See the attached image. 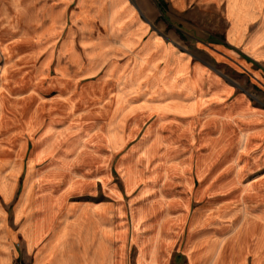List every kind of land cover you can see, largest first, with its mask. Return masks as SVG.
I'll return each instance as SVG.
<instances>
[{"label": "crops", "instance_id": "obj_1", "mask_svg": "<svg viewBox=\"0 0 264 264\" xmlns=\"http://www.w3.org/2000/svg\"><path fill=\"white\" fill-rule=\"evenodd\" d=\"M162 1L171 15H163L157 0H0V264H130L126 247L116 242L115 209L72 201L71 189L77 185L70 181L64 186L69 152L57 160L51 153L63 137L57 124L87 118V111L77 113L73 105H86L90 99L101 105L98 116L103 117L102 105L109 100L104 99L102 79L111 75V85H125L122 78L147 44L172 47L190 72L186 85L181 80L175 92L166 91L167 97L159 101L166 105L160 115L190 117L204 128L203 141L212 145L206 158L216 150L212 135L228 137L224 149L238 145L241 161L223 187L244 183V175L253 177L264 166L263 157L253 154L264 152V104L255 99V105L248 92L167 42L163 21L194 11L205 21L220 19L226 29L216 43L239 54L264 87V0ZM155 24L159 27H152ZM110 53L128 55L129 69L117 74L116 65H111L100 81L82 85L80 80L100 72L99 63ZM79 57L73 74L72 62ZM163 66L161 62L155 70ZM89 86L95 88L94 96ZM118 126L108 125L104 140L115 151L126 140L119 138L125 129ZM52 134L56 139L50 140ZM203 171L199 165L198 173ZM248 183L252 190L240 192V199L264 200V174ZM152 204L157 209V203ZM147 210L143 207L137 215L145 216ZM229 213L221 226L226 232L196 241L188 251V264H264V209L247 204L238 224L232 220L236 214ZM167 220L155 226L156 233L146 243L150 245H140L136 264H169L170 244L162 236L166 225L180 221Z\"/></svg>", "mask_w": 264, "mask_h": 264}, {"label": "rangeland", "instance_id": "obj_2", "mask_svg": "<svg viewBox=\"0 0 264 264\" xmlns=\"http://www.w3.org/2000/svg\"><path fill=\"white\" fill-rule=\"evenodd\" d=\"M157 2L163 15H171L165 2ZM214 19L217 21L207 22L198 11L164 19L165 40L187 52L195 62H203L223 79L235 83L239 91L248 92L255 105L259 104L257 101L264 104V87L256 81L254 70L244 66L239 54L216 43L215 38H223L226 25L220 19ZM152 27L158 28L159 24ZM138 52L134 67L122 78L125 85L119 89L117 85H111L115 78L111 75L102 79L106 81L104 99L109 100L102 105L104 118L98 116L101 105L90 99L86 105H73L77 113L85 114L87 111V118L57 124V131L63 137L59 138V145L51 155L57 160L69 152L65 158L69 165L65 169L67 183L64 186L67 187L70 181L77 185L71 189L72 201L104 203L115 209L114 224L118 226L119 235L116 242L126 247L130 264H136L140 245H150L146 244L147 240L156 233L155 226L162 219L180 221L178 225L174 221L173 225H166L168 230L162 236L170 244L167 253L169 264H188V251L196 241L226 232L221 226L223 221L229 220L230 211L232 213L229 214H236L232 220L238 224L247 204L254 210L264 209V200L245 201L239 196L246 188L252 190L248 182L253 177L262 176L264 166L253 177L244 175V183L235 178L236 183L223 187L221 183L233 179L241 161L236 150L238 145L233 148L228 144L224 149L228 137L212 135L217 139L216 150L206 158L212 145L203 141L207 132L204 128L190 117L174 113L161 116L159 113L166 108L162 102L158 104L167 97L166 91L175 92L181 80L186 81L184 85L190 80L188 63L172 47L159 44H147ZM83 58L85 60L86 57ZM77 59L72 62L73 74L80 57ZM86 59L88 62L90 57ZM2 62L0 59V66ZM58 62L53 66L55 70ZM130 62V57L122 53L105 55L99 63L100 72L91 73L92 76L80 80V83L100 81L111 65H116L118 74L124 68L129 69ZM161 62L164 63L163 68L156 71ZM130 79L131 84H128ZM92 87L89 86L88 92L94 96L95 88ZM112 91L118 97L110 96ZM151 92L152 96H149ZM45 119L48 124L49 116ZM111 123H117L122 132L125 129V136L119 138L126 140L124 143L121 141L119 151L112 150L104 141ZM232 136L233 143L236 135ZM52 139H56L54 134ZM254 153L260 159L263 157L264 163V152ZM199 165L204 170L200 174ZM174 201L178 204L175 205ZM152 202L157 203V209ZM143 207L148 210L141 217L137 214Z\"/></svg>", "mask_w": 264, "mask_h": 264}, {"label": "built area", "instance_id": "obj_3", "mask_svg": "<svg viewBox=\"0 0 264 264\" xmlns=\"http://www.w3.org/2000/svg\"><path fill=\"white\" fill-rule=\"evenodd\" d=\"M18 264H25V263H23V262H19Z\"/></svg>", "mask_w": 264, "mask_h": 264}, {"label": "bare ground", "instance_id": "obj_4", "mask_svg": "<svg viewBox=\"0 0 264 264\" xmlns=\"http://www.w3.org/2000/svg\"><path fill=\"white\" fill-rule=\"evenodd\" d=\"M166 106V105H165ZM169 110V109H168Z\"/></svg>", "mask_w": 264, "mask_h": 264}]
</instances>
